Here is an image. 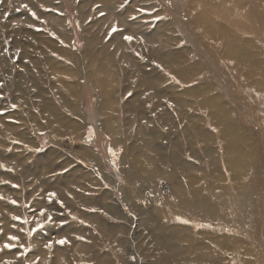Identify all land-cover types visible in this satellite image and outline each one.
Instances as JSON below:
<instances>
[{
    "label": "rangeland",
    "instance_id": "obj_1",
    "mask_svg": "<svg viewBox=\"0 0 264 264\" xmlns=\"http://www.w3.org/2000/svg\"><path fill=\"white\" fill-rule=\"evenodd\" d=\"M108 12L136 28L112 13L103 22ZM49 39L77 56L57 57L77 71L65 79L76 85L74 109L45 62L58 54ZM121 44L156 87L143 90L144 74L127 78L122 68L109 99L91 72ZM33 67L43 96L78 127L54 131L32 100ZM106 101L116 105L110 125ZM244 157L260 175L254 199L241 192L254 181L237 165ZM261 161L264 0H0V264H264ZM80 244L89 250L75 253Z\"/></svg>",
    "mask_w": 264,
    "mask_h": 264
},
{
    "label": "bare ground",
    "instance_id": "obj_2",
    "mask_svg": "<svg viewBox=\"0 0 264 264\" xmlns=\"http://www.w3.org/2000/svg\"><path fill=\"white\" fill-rule=\"evenodd\" d=\"M112 1V0H111ZM110 0H105V2L106 3H110L111 2ZM136 1V0H135ZM191 2H193V0H190V4H191ZM195 2H196V5L198 4L200 7H202V5H203V2H204V0H195ZM81 5V4H80ZM192 6V5H191ZM83 7H84V4H83ZM114 14L113 12H108L107 14H106V16L104 17V18H102L101 20L103 21V22H105V21H107V23L110 21V18H111V15L112 14ZM126 13H132V10H129V11H126ZM115 16H116V18H117V20H121V21H119L120 23H122L121 25H123V26H125V28L126 27H130V28H136V25L134 24V23H132V22H129V21H126V18L123 16V15H121L120 13H118V14H114ZM50 18H51V20L53 21V24L54 25H58V26H60L59 25V23L61 22V19L59 18V17H57L56 15H50ZM113 18V17H112ZM17 19V21H18V23H19V21L20 22H22V18L21 17H17L16 18ZM112 20V19H111ZM202 20V17L201 16H195V20L193 21L195 24L197 23V22H199V21H201ZM123 33V32H122ZM61 37H63V38H68L67 37V35L68 34H66L62 29H61V31H59V33H58ZM123 35V34H122ZM141 35H143V34H141ZM145 36H146V34H145ZM148 38H151L150 36H147ZM62 38V39H63ZM50 40V39H49ZM150 40H152V42L154 43V45H153V43H152V45H153V47H156V48H158V42H156L154 39H150ZM50 42V44H48L47 45V47H49L50 48V50H52V51H56V52H58V54L57 55H55V56H53V58L52 59H50V58H46L45 59V62L49 65V67L51 68V70H52V72H51V75H52V77L54 78V80H55V82L57 83V82H61V83H63L64 84V86H66V88H67V91H68V93L71 95V98H69V99H67V100H65V98L63 97L62 99L63 100H61V103H62V105L63 106H68L69 108H73L74 109V105L72 104V102H71V99H73V98H77V94H76V92H74L72 89H75L76 88V85L74 84V83H66L65 82V79H66V77H70V78H73V76H76V73H77V71H75L74 69L72 70V69H70V67L68 68V67H65V66H63L62 64H61V62L60 61H58L57 60V57L58 56H63L65 59H66V61H75V59L77 58V56H75V54L74 53H70V52H68V51H66V52H64V51H62V50H60L56 45H55V43H52L51 42V40L49 41ZM40 43H42L41 41H40ZM130 46L131 45H129L128 47H125V45H120V48L121 49H118V51H116L115 50V52H110L109 54H107V55H105V56H103L104 57V61L102 62V64L100 65V67H98L97 66V68L96 69H93V71L91 72V74H92V76L96 79V80H98L100 83L102 82L103 83V85L102 86H104V87H102L103 89H102V93L103 94H106L107 96H108V98L110 99V98H112V96L115 94V91H114V88H116V86L119 84L118 83V81L117 80H115L116 78H114V76L115 77H117L118 79H121L120 78V76H123V73L121 72V69L122 68H125L127 71L129 70L128 68H130V71L127 73V78L129 77V78H135V76L136 75H138V73H135L134 71L136 70V69H139V74H144V77L142 78V79H140L138 82V84H139V86H142L143 87V90H148V89H154L155 87H156V83H155V81L152 79V78H150V76L149 75H146L145 73H144V70L142 71V67H139V65L138 64H136L135 62H134V60H136L135 58H134V56L130 53V51H132V50H130ZM133 46V45H132ZM125 47V48H124ZM130 50V51H129ZM120 51V52H119ZM122 52V54H121V59H120V61L122 62V64H121V66L119 67V65H117V62L119 61H117V57L119 56V54ZM260 57H262V56H260ZM259 57V58H260ZM171 59H172V56H170V55H167L166 57H165V62L166 63H168V65H169V67L170 68H172V70L174 71L175 70V68L171 65V64H169L170 62H171ZM137 61V60H136ZM131 63V64H130ZM119 64V63H118ZM28 72H29V84H30V86H35L33 89H36V92H35V96H32V100L33 101H36L35 103H37V106H39V103L40 102H43L44 103V106H45V108L43 107V106H39V107H41L42 108V110L44 111V116L45 115H47L49 118V122H50V125H51V127L54 129V131L55 132H57V131H60V130H65V129H68V130H72V129H74V127H78L80 124H78L77 122H75L74 120H71V119H69V118H67L66 116H63V114L60 112V111H58V109H56V107L54 106V104L52 103V101H51V99L50 98H46V97H44L43 96V94H44V92H46L44 89H42L39 85H38V82L37 81H35V78L37 77V76H41V72H40V70L39 69H35L34 67H33V69L31 70L30 68L28 69ZM175 72V71H174ZM180 72H184V69H183V67H182V69L180 70ZM130 73V74H129ZM33 76H34V78H33ZM125 76V75H124ZM126 78V77H125ZM113 80H115V81H113ZM73 82V81H72ZM122 82V81H121ZM123 83V82H122ZM126 83V82H125ZM60 86V85H59ZM61 87V86H60ZM52 89H56L57 91V93L58 92H60V90L58 89V87L56 86V84H55V86H52L51 87ZM119 88V87H118ZM141 88V87H140ZM49 89V88H48ZM121 89V88H120ZM119 89V90H120ZM122 90V89H121ZM156 90V89H155ZM51 91V90H50ZM157 91H159V90H157ZM146 92V91H145ZM156 93V92H155ZM140 94V93H139ZM156 95V94H155ZM162 95V94H161ZM116 96V95H115ZM140 96V95H139ZM158 96H160V95H158ZM27 97V96H26ZM161 97V96H160ZM160 97H158V99L160 98ZM112 100V99H111ZM113 102V101H112ZM112 102H110V103H112ZM157 102V101H156ZM170 102H172V100H171V98H170ZM110 103H108L107 101L105 102V104H103L102 106H101V109H100V111L101 112H103V108H106L105 109V111H106V113H109L108 111H110V117L108 118V117H106V118H108V120L106 121V123L108 124V125H110V124H112V123H114V117H111L113 114H112V111H115L116 110V105H114V104H111L110 105ZM114 103V102H113ZM159 103V102H158ZM157 103V104H158ZM118 104V103H117ZM110 105V106H109ZM160 105H162V103L160 104ZM28 107V106H27ZM29 107H30V105H29ZM32 107V106H31ZM34 110V109H33ZM118 110V109H117ZM120 110V109H119ZM117 114V113H116ZM108 115V114H107ZM118 115V114H117ZM119 116V115H118ZM46 117V116H45ZM37 119V118H36ZM73 119V118H72ZM117 120H119V118L117 119ZM116 120V121H117ZM78 121V120H77ZM80 122V121H79ZM117 123V122H116ZM5 125H6V127H7V129L8 130H10V129H14V128H10V126H11V124H9V123H4ZM76 130H78V129H76ZM75 130V131H76ZM74 131V132H75ZM55 153H50V155H54ZM93 154L92 153H90L87 149H85V148H82V150H81V156H85L86 158H88V159H91V160H94V158L95 157H93L92 156ZM14 159H16V158H14ZM39 159L41 160V162L43 163V165H42V168L44 169L46 166H47V164H46V157L45 156H43V155H41V156H39ZM148 159V161L151 163V164H154L156 161H154L153 159H149V158H147ZM8 160L9 161H12L13 160V157L12 156H8ZM258 161V160H257ZM52 164V163H51ZM50 164V165H51ZM253 164H255V163H252V165ZM238 166H239V168H240V172H242V175H243V177L244 178H248L249 180H254V181H249V184H246V188L245 189H243V190H241V192L243 193H245V192H247V193H249V194H252L253 195V197H251V198H255L256 196H257V193H256V190L257 189H259V187L260 186H258L257 185V183H256V185L258 186H256L257 188L256 189H253V187L252 186H254V183L253 182H255V180H257V181H259V178H260V175H258L259 174V172L258 171H256V173H255V170H253L252 171V165L250 166V164L247 162V160L245 159V157L244 158H242V160H241V162L240 163H238L237 164ZM257 165V164H256ZM255 165V166H256ZM182 166H185V165H182ZM258 166H259V168L257 167V170L258 169H260L261 170V172H262V174H263V177H262V182L264 183V161H261V164L258 162ZM20 167L22 168V169H24L27 173H29L30 172V170H31V168L32 167H26L24 164H23V162L21 161V163H20ZM184 168H187V167H184ZM32 170H33V168H32ZM42 170V169H41ZM24 171V172H25ZM36 173H38V172H36ZM257 175V176H256ZM183 188V187H182ZM243 188V187H242ZM255 188V187H254ZM264 188V187H263ZM262 188V189H263ZM261 189V190H262ZM177 190H179L178 188H177ZM255 190V191H254ZM264 190V189H263ZM180 191V190H179ZM260 193H262L261 191H260ZM264 193V192H263ZM262 193V194H263ZM58 194H60V193H58ZM257 198V197H256ZM263 199V198H262ZM250 200H252V199H250ZM263 201V200H262ZM261 201V202H262ZM243 203V202H242ZM260 203V202H259ZM261 204V203H260ZM260 204H258V205H260ZM51 205V204H50ZM235 206H237V203H235L234 204ZM45 206V205H44ZM260 207H262V206H260ZM107 208V210L109 211L110 210V212L112 213V212H114L115 210H114V207H106ZM261 209V208H260ZM263 212V211H262ZM259 214H260V212H258ZM257 215V214H256ZM263 215H264V213H263ZM257 216H259V215H257ZM257 219V218H256ZM256 219L254 220V221H256ZM253 220V219H252ZM216 221V220H215ZM260 221H261V219H260ZM258 222V221H257ZM262 222V221H261ZM255 224V223H254ZM262 224V223H261ZM7 225V224H6ZM251 225V224H250ZM256 225V224H255ZM259 226H261V225H259ZM251 227V226H250ZM253 227V226H252ZM5 229L6 230H8L9 231V229H8V226H5ZM255 230V229H254ZM258 230V229H257ZM260 231V230H259ZM264 232V231H263ZM253 233H254V231H253ZM260 234V233H259ZM251 235H255V234H251ZM261 235H263V234H261ZM242 236V235H241ZM263 237V236H262ZM264 239V238H263ZM164 240V239H163ZM235 240H237V238L235 239ZM217 241H218V239H217ZM159 243V242H158ZM239 245H238V252H240V250H244V245H246V244H244V243H242L241 241H238L237 242ZM40 243H38V245H39ZM42 244V243H41ZM162 244V243H161ZM222 244H224V243H222V240H220V243H219V246H218V248L220 249V247H221V245ZM249 244V243H248ZM171 245V244H170ZM169 245V246H170ZM169 246H167V247H169ZM237 246V245H236ZM39 247V246H38ZM37 247V248H38ZM201 247V246H200ZM204 247V246H203ZM216 247V246H215ZM89 248L90 247H87V245L85 244H80V245H77L76 246V249H74V251H75V253L76 252H79V251H87V250H89ZM246 248V247H245ZM215 249H217V248H215ZM47 250V249H46ZM161 250V249H160ZM166 250V249H165ZM201 250V249H200ZM214 250V249H213ZM212 249L210 250V252H212L213 251ZM218 250V249H217ZM38 251V250H37ZM57 252L56 253H58V255H57V259H58V257H59V261H61L62 259V255H65V251H61L60 249H58L57 248V250H56ZM263 251V250H262ZM40 252V251H39ZM44 252V251H43ZM217 253V252H216ZM46 254V253H45ZM42 255V254H41ZM83 255V254H82ZM213 255V254H212ZM216 255H220V254H216ZM243 255V254H242ZM241 255V256H242ZM203 258H205L204 260H206V259H208V258H210V259H212L210 256H209V254H208V252H207V250L206 249H202L201 251H200V254L198 255V257H200V259H203ZM197 257V258H198ZM219 258V257H218ZM44 260V259H43ZM214 260V259H213ZM217 260V259H216ZM247 260H249V259H247ZM219 261H221V260H219ZM245 261H246V259H245ZM251 261V260H250ZM210 263V262H209ZM214 263H216V262H214ZM249 264H251V263H249Z\"/></svg>",
    "mask_w": 264,
    "mask_h": 264
},
{
    "label": "snow or ice",
    "instance_id": "obj_3",
    "mask_svg": "<svg viewBox=\"0 0 264 264\" xmlns=\"http://www.w3.org/2000/svg\"><path fill=\"white\" fill-rule=\"evenodd\" d=\"M125 39H127V40H131L132 39V37H125ZM14 239V238H13ZM64 241H60V243H63Z\"/></svg>",
    "mask_w": 264,
    "mask_h": 264
}]
</instances>
